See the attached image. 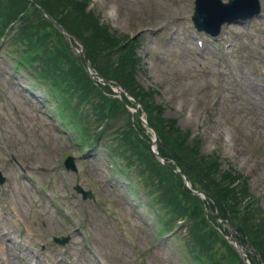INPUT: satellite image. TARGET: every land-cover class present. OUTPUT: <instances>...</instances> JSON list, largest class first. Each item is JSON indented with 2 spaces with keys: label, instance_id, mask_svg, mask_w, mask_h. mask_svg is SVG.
Here are the masks:
<instances>
[{
  "label": "rangeland",
  "instance_id": "1",
  "mask_svg": "<svg viewBox=\"0 0 264 264\" xmlns=\"http://www.w3.org/2000/svg\"><path fill=\"white\" fill-rule=\"evenodd\" d=\"M74 1L116 32L139 34L137 81L156 91L164 117L177 118L204 152L217 150L224 168L232 164L248 175L264 209V0L259 16L224 25L216 38L194 27V0ZM12 54L0 49V170L6 177L0 185V264H201L185 227L174 236L157 235L162 209L145 190L135 191L134 179L114 172L122 158L109 157L103 143L110 140L93 150L81 143L60 120L48 88L30 70L16 68ZM121 111L116 127L128 117H118ZM131 126L150 146L152 132L137 115ZM70 154L77 172L64 165ZM76 184L91 188L96 199H83ZM205 223L213 228L210 249L223 264H240L223 240L233 244L232 231L209 217ZM63 235L71 240L55 244Z\"/></svg>",
  "mask_w": 264,
  "mask_h": 264
},
{
  "label": "trees",
  "instance_id": "2",
  "mask_svg": "<svg viewBox=\"0 0 264 264\" xmlns=\"http://www.w3.org/2000/svg\"><path fill=\"white\" fill-rule=\"evenodd\" d=\"M35 1L85 43L87 59L95 70L121 81L142 103L148 122L159 134V152L169 160L172 167L163 165L153 156L149 142L139 138L132 126L114 128L111 124L109 129L118 134L116 148L138 156L129 159L125 167L130 168L132 163L138 162V175L143 176L147 172L144 185L151 188V191L159 192L160 206L171 217L187 218L188 240L191 239L187 244L193 256L202 264H223L217 251L210 249L209 241L213 236L210 231L213 228L205 223L207 217L215 220L216 216L205 211L201 198L185 187L182 176L173 170L174 167H179L187 175L193 188L209 196L213 210L219 211V216L228 220L241 233L242 238H250L264 260V211L258 200L251 195L247 187L248 180L233 167L223 170L216 155L202 152L199 139H191L190 132L180 128L175 119L163 116L164 108L154 101L156 91L153 88L145 89L136 78V72L142 70L140 57L135 52L139 37L129 38L128 35L111 32L110 27L100 24L91 11L84 10L86 4L83 1ZM28 5L31 6L29 0H0V36L15 20L29 22L28 25H20L22 29L18 35L23 32L26 34V37H16L21 43L17 45L16 41L12 42L21 48L22 52L18 49L13 51L20 54V65L35 68L46 83L51 78L53 84L63 88L62 106L68 108L67 105L77 99L78 103L81 102L78 107L72 108L76 113L71 118L78 120L77 126L86 140L90 138L94 123L87 121L91 125L86 127L83 120H80L88 119V112L81 109V105L92 97L94 99L89 103L99 120L113 121L116 113L122 109L128 114L127 122H130V112L121 99L113 95L109 86L99 84L89 77L55 26L51 27V22L36 7L27 11ZM49 28L54 29L53 32L48 33ZM38 29L45 32L44 36L38 35ZM53 34H57L58 38L54 39ZM124 112H119L118 117L123 119ZM113 153L127 159L130 157L118 149ZM223 240L232 248L228 252L239 258L233 246ZM243 241L246 242L245 238ZM240 264L244 263L240 260Z\"/></svg>",
  "mask_w": 264,
  "mask_h": 264
},
{
  "label": "water",
  "instance_id": "3",
  "mask_svg": "<svg viewBox=\"0 0 264 264\" xmlns=\"http://www.w3.org/2000/svg\"><path fill=\"white\" fill-rule=\"evenodd\" d=\"M238 1L239 0H234L232 3L224 4L220 0H197V12H196V15L194 16L197 26L200 29H206L207 31H210L216 34L219 31L220 26L223 22L231 20L233 18H237V17L245 18L259 11V4L257 2L254 5L245 4L242 8L239 9L238 6L235 4ZM243 1H247V0H243ZM55 23L62 32L66 33V30L60 24H58L57 22ZM65 36H66V40L68 44L70 45L71 49L75 52L77 51L82 63L84 64L85 68L90 72V74L92 76L98 75L91 71L85 59L84 48L82 47V49L77 50L71 44V40L68 37V35L65 34ZM123 89L125 92H127L125 88ZM67 166L69 168L75 169V165L73 163L72 157H70L67 160ZM0 180L1 181L3 180V178L1 177V174H0ZM77 189L79 191H82L85 197L88 195L92 196L91 191H84L80 186H77ZM196 193H199V192H196Z\"/></svg>",
  "mask_w": 264,
  "mask_h": 264
}]
</instances>
